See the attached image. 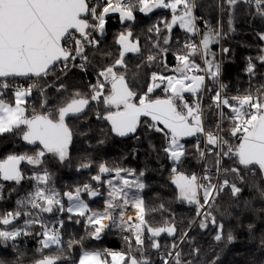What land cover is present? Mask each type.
Returning <instances> with one entry per match:
<instances>
[{"label": "snow or ice", "instance_id": "6c2138e0", "mask_svg": "<svg viewBox=\"0 0 264 264\" xmlns=\"http://www.w3.org/2000/svg\"><path fill=\"white\" fill-rule=\"evenodd\" d=\"M238 2L239 0H226L230 7ZM245 2L254 4L256 14L264 18V0ZM195 7V0H97L95 3L91 0H0V136L17 134L28 145L37 146L32 155L10 154L0 159V180L16 184H20L24 179L35 181L33 191L24 199L17 200L18 210L0 215V240H15L22 234L30 235L25 229L38 224L43 229L37 233L42 237L40 251L52 246L63 251L59 229L63 228L64 221H56L59 228L56 224L48 227L40 214L67 211L85 218L86 227L90 230L89 235L93 239H99L105 229L112 226L129 233L123 237L128 246L127 251H84L78 264H153L151 258L146 255L145 240L150 241L151 249L159 254L161 244L157 238L163 233L175 235V226L167 222L158 227L150 225L146 219L147 209L144 201L138 196L129 195L133 188L140 190L145 187L139 179L127 178L136 176L132 170L109 168L104 163L99 165L100 174H115L114 179L106 181L109 191L103 211H91L89 205L81 198L82 192L91 197L100 194L88 184L62 194L68 200V206L65 208L61 193L50 185L51 178L46 169H43L42 173L34 171L30 177H25L20 168L22 162L42 168L47 154L57 157L60 161L68 157L72 131L66 123V118L82 113L90 100L102 101L106 111L103 115L98 113L97 118L108 121L111 131L120 137L135 134L142 124L148 132L159 133L164 139L161 151L173 165L171 182L178 189L179 199L196 206V215L201 217L199 227L207 229L210 224L214 226L217 229L215 241L226 239L231 243L235 239L231 232L225 233L224 224L217 222L210 209L225 188L230 189L234 198H237L243 189L236 182L227 178L220 179L219 176L213 183L212 170L208 167H205L204 174L200 177L195 173L189 175L181 171L179 165L187 155L186 146L181 140L187 137H203V141L197 140L194 145L195 152L198 159L205 162L208 156H214L213 163L217 173L225 176L231 173L243 183V168L253 174L258 172L264 178V88L257 89L255 94L249 91L242 95H227V86L220 81L221 64L215 59V53L210 48L211 44L219 43L222 33L219 30L213 32L209 27L207 32L201 34L197 26L198 17L194 14ZM154 8L170 10L171 19H163L160 22L169 36L177 25L190 35V39L184 43L183 54H174L176 65L171 69L174 74L153 72L146 92L142 95L135 92L126 75L119 71L120 68L126 67L125 53L139 51L136 43H129L132 33L128 31L118 37L117 43L123 49L119 57L98 72L97 82L91 86L90 99L77 92L70 101L56 110L55 115L50 112L26 114L27 97L38 85L30 84L25 88L23 85L14 84L15 78L47 77L55 71L58 64L62 65L63 70L68 68L70 61H76L77 58L87 62L86 47L98 45L99 41L93 33L103 34L106 17L110 13H119L121 22H124L134 20V11L137 9L141 13H148ZM154 29L157 34L161 32L158 25L154 26ZM198 34H201V39L196 43L194 38ZM259 38L264 41V33L259 34ZM163 43L169 44L170 38L165 37ZM154 46L160 51H168L160 49L159 43ZM222 51L226 53L229 50L224 48ZM196 57L203 61V66L197 63ZM147 59L154 61L156 57L149 55ZM257 59L264 66V49ZM85 66L86 63L79 65L81 69ZM164 66L167 69V64ZM255 70L256 65L249 57L246 72L253 77ZM208 82L215 86L209 87ZM161 86L165 96L152 98L151 94ZM8 92H11L10 100L5 99ZM205 92L213 93L210 97V107L217 110L221 121L217 123L215 130L206 129L204 125L201 100ZM185 94L193 97L191 102L186 99ZM225 120L231 124L228 134L239 141L235 145L221 135V125ZM201 143L205 144L204 148H201ZM152 148L155 150V145H152ZM225 159L233 160L236 166L224 168ZM81 167L87 168L90 165L82 164ZM100 174L92 179L101 182ZM143 174L139 173L140 176ZM2 187L0 185V190ZM253 187L256 188L259 198L264 201V188L255 184ZM0 198H3L2 195ZM129 205L136 211L135 217L126 215ZM29 206L30 210L26 211ZM245 207L251 208L250 202H245ZM256 211L264 214V208ZM21 215L29 217L25 221L24 229L8 230L5 227L12 225ZM71 219L72 216L69 215V220ZM248 227L251 231L253 225L249 224ZM186 237L187 233H184L181 243ZM74 243L78 242L70 241L68 247L71 248ZM261 243L264 244V239ZM178 247L174 242L170 245L171 250L160 254L161 264H192V261L182 259V252L176 250ZM199 252L200 250L195 248L190 254L199 256ZM62 259V256L43 255L35 264H60ZM210 264H216V261L213 260Z\"/></svg>", "mask_w": 264, "mask_h": 264}, {"label": "trees", "instance_id": "16d2710c", "mask_svg": "<svg viewBox=\"0 0 264 264\" xmlns=\"http://www.w3.org/2000/svg\"><path fill=\"white\" fill-rule=\"evenodd\" d=\"M239 1L235 6L230 7L226 0H195L196 7L194 8L195 15L202 18L213 32L219 30L222 33L219 40L222 69L220 81L227 86V95L229 96L242 95L249 91L256 93L257 89L264 88V66L257 59L261 50L264 49V41L259 38V34L264 33V21L256 23L254 4L247 3L245 0ZM91 2L95 3L97 0H91ZM134 17L132 21L121 22L117 15L107 16L103 34L93 33L99 41L98 45L86 47L87 62L80 59L74 63L77 66L68 68V73L59 80L54 81L53 79L52 85L50 84L42 94L37 91L32 92L28 98L30 104H26L27 113L32 115L34 112L45 114L50 112L55 115L56 110L70 101L77 92L83 97L90 98L91 86L96 83L94 77L98 76V72L102 68L111 65L119 57L121 49L117 43L118 37L121 33L126 34L128 31L132 33L130 41L137 44L139 51L126 54L124 56L126 67L120 68L119 71L126 75L128 83L135 92L140 95L146 92L148 84L151 83L153 72L165 75L174 74L171 71L176 65L174 54H183L185 51L183 41L189 39L190 35L179 34L176 30H172L170 43H163L165 37H170L164 30V25L160 23L163 19L169 20L170 11L167 9L153 11L148 15L141 14L137 9L134 11ZM157 25L161 28L159 34L154 29V26ZM149 29L153 30L149 31ZM116 33L120 34L115 38ZM176 40L181 43L176 44ZM157 43H159L160 49L168 51L158 50L154 46ZM224 48L229 51L223 52ZM213 51L218 61L219 43L214 45ZM149 55L155 56L156 59L149 61L147 59ZM249 57L256 65V74L253 77H250L246 72ZM81 63H86L84 69L79 67ZM165 64H167V69ZM49 75L56 77L62 74L57 72L56 67L55 71ZM39 79H43V77L35 79L41 85ZM208 85L209 87L215 86L211 82H208ZM151 95L152 98H163L165 96L163 87L158 88ZM212 95L213 93L205 92L203 101L201 100L206 129H214L218 123V112L214 107H210ZM185 97L188 101L193 99L191 96ZM5 99H11V92L6 94ZM105 111L102 101L98 103L90 100L82 113L67 117L66 123L72 131L68 157L61 163L51 155L44 159L45 169L51 178L50 185L61 193L65 208H67L68 202L62 194L67 191H75L77 187L88 184L100 194L95 199H91L87 193L82 192L81 198L89 205L91 211L104 210L105 201L108 199L106 181L115 174H100L99 165L101 163L106 164L109 168L134 170L136 175L143 172L141 180L145 187L140 189L138 197L144 201L148 223L158 227L167 222L169 225H174L176 229L174 236L163 233L157 238L161 244L159 254L151 249L150 241L145 240L146 255L151 258L153 264H161L159 255L171 250L170 245L174 242L179 245L176 250L182 252V259L190 260L192 264H210L213 260L216 261V264H264V244L261 243V240L264 239V214L256 211L264 208V201L259 198L256 188L253 187L255 184L264 188V180L258 172L253 174L241 168V174L244 176L243 183L231 173L227 176L219 174L220 179L227 178L234 181L243 190L237 198H234L230 189L225 188L212 204L210 209L212 215L216 217L218 223L224 224L225 233L231 232L235 237L231 243L226 239L215 241L214 236L217 229L211 224L207 229H201L199 227L201 217L196 215V206L179 199L178 189L171 182L172 162L161 151L164 144L163 137L159 133L148 132L142 124L132 137L122 138L111 131L108 121L97 118L98 113L103 115ZM230 127L229 121H223L222 135L235 145L237 144L234 140L235 137L228 134ZM182 142L186 146L187 155L179 165V169L189 175L197 174L200 164V159L194 149L197 138L189 142ZM152 145H155V150ZM204 147L201 143V148ZM8 149H12L13 154H23L24 150L33 154L37 150V146L28 145L17 134H5L0 136V152ZM214 159V156H208L207 162L202 161V167L214 169ZM23 164L24 162L21 163L20 168ZM82 164H89L90 167L83 168ZM234 166L236 165L231 159L223 161L224 168ZM81 168L82 170H79ZM98 174L102 176L101 182L92 179ZM212 175L213 183H215L217 176L216 174ZM31 191H33L31 187L26 188L24 192H15L6 204L1 201L0 204H3L4 207L1 215L4 211L15 212L17 200L24 199ZM24 193L26 195H23ZM245 202H250L251 208H246ZM130 209H132L131 205L127 211ZM25 210H30V206ZM69 215L72 216L71 220H69ZM40 217L48 227L56 224L57 220L64 221L63 228L59 229L63 251L56 247H50L41 252V236L35 234V229L40 225L36 224L26 229L31 233L28 235V239L30 238L27 243L28 251L23 249L20 244L22 256H17L15 252L8 253L6 255L7 264H35L43 255L62 256L64 259L60 261V264H67L70 261L75 264L79 257V253L76 251L78 246L80 251H127L128 246L123 237L129 233L121 231L119 227H109L105 229L99 239H93L89 235L90 230L86 227L83 217L69 214L67 211L51 214L41 213ZM28 219V216L21 215L14 220L12 225L5 227L8 230L19 225L23 227ZM76 220L80 222L76 223ZM249 224L253 225L251 231L248 227ZM38 232L40 231L38 230ZM184 233H187V237L181 243ZM33 235H35L34 240ZM70 241L78 243H74L69 248ZM195 248L200 250L199 256L190 254Z\"/></svg>", "mask_w": 264, "mask_h": 264}, {"label": "rangeland", "instance_id": "374dc122", "mask_svg": "<svg viewBox=\"0 0 264 264\" xmlns=\"http://www.w3.org/2000/svg\"><path fill=\"white\" fill-rule=\"evenodd\" d=\"M240 2V1H239ZM153 10H156L155 8L153 9ZM152 10V11H153ZM149 13V12H148ZM148 13H142V14H148ZM112 15H114V16H118V13H110L109 15H108V17L109 16H112ZM120 33H116L115 35H114V37L116 38L118 35H119ZM129 43H132L130 40H129ZM121 46V45H120ZM121 49H122V47H121ZM123 50V49H122ZM69 71V70H68ZM68 71H66V72H64V73H62V75H60V76H56L55 77V75H48L47 77H43V79H39V82L40 83H42L41 85L39 84V89L37 90V92L38 93H40V94H42V92L51 84L52 85V83H53V79H54V81L55 80H59L61 77H63V76H65L67 73H68ZM166 75H172V73L171 74H166ZM42 78V77H41ZM97 79H98V76H96V77H94V80L97 82ZM15 81V80H14ZM13 81V83H15ZM45 82V83H44ZM96 84V83H95ZM94 85V84H93ZM161 87H163V86H161ZM49 88V87H48ZM157 90V89H156ZM91 91V90H90ZM34 92V91H33ZM42 96V95H41ZM90 96H91V92H90ZM28 98L29 97H27V103L26 104H30V102L28 101ZM90 99V98H89ZM93 102H100V101H93ZM29 106V105H28ZM25 107H26V105H25ZM26 114H28V113H26ZM28 115H30V114H28ZM181 143H183L182 141H181ZM24 153H27V154H29V155H32V153L30 154V153H28V152H26V150H24L23 151V154ZM10 154H13L12 153V149H8V150H5V151H2V152H0V159H4V158H6L8 155H10ZM48 155H51V154H47V156ZM46 156V157H47ZM51 157L52 158H54V159H57L56 161L58 162V158L57 157H54V156H52L51 155ZM45 159V158H44ZM59 162L61 163V162H63V161H60L59 160ZM170 162H172V161H170ZM43 169H45V165L43 164V166H42V168H36L35 166H32V165H28L26 162H24V164H23V166L21 167V170H22V172L24 173V175H25V177H30L32 174H33V172L34 171H41V173H42V171H43ZM56 170H58L57 168H56ZM79 170H82V168L81 169H79ZM132 171H134V170H132ZM135 172V171H134ZM49 173V172H48ZM122 175H126L125 173H122ZM115 176V175H114ZM114 176H111L110 178H108V179H114ZM128 179H130V180H132V179H139V181L142 183V180H141V176L140 175H136V176H128L127 177ZM107 179V180H108ZM35 184V181H33V180H30V179H24V180H22L21 181V183L20 184H16L15 182H12V181H2V180H0V185H2L3 187H2V190H0V195H2V197L3 198H0V203H1V201H2V203H5L6 204V202H8L11 198H12V196L15 194V192H17V193H19V192H24L25 191V189L26 188H32L33 189V185ZM107 186H108V184H107ZM108 191H109V186L107 187V195H108ZM139 193H140V190H138V189H135V188H133L131 191H130V193H129V195H132V196H138L139 195ZM23 195H26L25 193L23 194ZM22 195V196H23ZM98 196V195H97ZM97 196H95V197H91V196H89L91 199H95ZM66 200H67V197H64ZM181 200V199H180ZM183 201V200H182ZM67 202H68V200H67ZM186 203H188L187 201H185ZM202 202V201H201ZM67 206H68V203H67ZM3 210H4V207H3V204H0V215H1V213L3 212ZM18 210V209H17ZM6 211H4V213H5ZM3 213V214H4ZM46 214H49V213H46ZM70 214V213H69ZM72 215H75V214H72ZM126 215L127 216H132V217H135L136 216V211L132 208V209H130V210H128L127 212H126ZM133 215H135V216H133ZM104 223H106V221H104ZM21 224V223H20ZM16 228H21V229H24L25 228V226H21V225H19L18 227L16 226ZM9 230H11V229H9ZM26 230V229H25ZM38 230L40 231V232H42L43 230L40 228V227H37L36 229H35V234H37V232H38ZM27 231V230H26ZM33 240H34V238H35V235H33ZM41 239H42V237H40ZM28 241H30V238L28 239V235H20V236H18L15 240H8V241H3V240H0V262H3V264H7V258H6V255L8 254V253H11V252H15V254L18 256H22V252H21V248H20V244L22 245V247H23V249H25V250H27L28 251V245H27V243H28ZM52 247H56V246H52ZM2 248H5V249H7L6 251L5 250H3ZM76 251H78V256L80 257V255H82V253L84 252V251H99V250H81L80 251V247L78 246L77 248H76ZM29 253V252H28ZM39 254H41V253H39ZM72 254V253H71ZM10 255V254H9ZM79 257H78V259H77V261H76V263L75 264H78V260H79ZM67 264H73V262L72 261H70V262H68Z\"/></svg>", "mask_w": 264, "mask_h": 264}, {"label": "built area", "instance_id": "2783aa9c", "mask_svg": "<svg viewBox=\"0 0 264 264\" xmlns=\"http://www.w3.org/2000/svg\"><path fill=\"white\" fill-rule=\"evenodd\" d=\"M194 14H195V10H194ZM196 16V15H195ZM197 17V16H196ZM197 26H198V28L200 29V33H202V31H208L209 30V26L208 27H206V24H205V22H204V20L202 19V18H199L198 17V20H197ZM200 35L201 34H198L194 39H195V42H198L199 41V38H200ZM190 39V38H189ZM189 39H187V40H185V41H183V45H184V43L186 42V41H188ZM219 59H218V62L221 64V47H220V41H219ZM80 59L79 58H77V60L76 61H70L69 62V65H68V68H70L74 63H76L77 61H79ZM57 72H59V73H64L65 71H67L68 70V68H66V69H63L62 70V65H60V64H58L57 66ZM14 84H17V85H23L25 88H27L28 87V85H30V84H37L38 85V87H35V88H33L32 89V92L33 91H37L38 89H39V83L35 80V79H31V80H21V81H18L17 80V82H15ZM253 94H255V93H253ZM185 96H191L190 94H185ZM192 97V96H191ZM203 98L204 97H202V101H203ZM192 100H190L189 102H191ZM201 104H202V102H201ZM218 123H221V121H220V118L218 117ZM222 126V125H221ZM213 130H215V128L213 129ZM221 135H222V132H221ZM197 138V140H200V141H203V137H196ZM235 142L236 143H238L239 141H238V139L235 137ZM204 146H205V144L204 143H202ZM202 161L203 160H200V164H199V167H198V171H197V176L198 177H200V176H203V174H204V169L205 168H203L202 167ZM211 170H212V174H216V176H219V174L220 173H217L216 172V169L214 168V169H212V168H210ZM133 216H135V215H133ZM107 223H109L108 221H106V224Z\"/></svg>", "mask_w": 264, "mask_h": 264}, {"label": "crops", "instance_id": "0c3cea01", "mask_svg": "<svg viewBox=\"0 0 264 264\" xmlns=\"http://www.w3.org/2000/svg\"><path fill=\"white\" fill-rule=\"evenodd\" d=\"M157 10H160V9H156V10H153V11H157ZM168 10V9H167ZM153 11H151V12H153ZM170 11V10H169ZM151 12H149L148 14H150ZM142 14V13H141ZM148 14H145V15H148ZM144 15V14H143ZM118 16H119V13H118ZM171 19V13H170V17H169V20ZM255 19L257 20L256 21V23H258V22H260V21H264V18H261L259 15H257V14H255ZM172 30H176V32H178L179 34H183V35H189L188 33H186V32H184L182 29H180V27L177 25V26H175ZM204 32H207V31H204ZM204 32H202L201 34H203ZM170 38V41L172 40V37L170 36L169 37ZM200 39H201V35H200V38H199V41H200ZM199 41L198 42H196V43H199ZM181 42L179 41V40H176V44H180ZM216 43H213V44H211L210 45V48H211V51L214 53V51H213V47H214V45H215ZM196 59V61H197V63H199V64H201V66H203V61L202 60H200V58L199 57H196L195 58ZM215 59H216V57H215Z\"/></svg>", "mask_w": 264, "mask_h": 264}, {"label": "water", "instance_id": "95a60500", "mask_svg": "<svg viewBox=\"0 0 264 264\" xmlns=\"http://www.w3.org/2000/svg\"><path fill=\"white\" fill-rule=\"evenodd\" d=\"M129 40H130V38H129ZM119 45V44H118ZM119 47H120V49H121V46L119 45ZM121 51H122V49H121ZM138 51H136V52H126L125 53V55L126 54H131V53H137ZM41 78V77H40ZM31 79H37V77H17V78H15V80H18V81H21V80H31ZM80 114V113H79ZM78 115V114H77ZM142 119H144V118H142ZM109 123V122H108ZM110 124V123H109ZM110 126H111V124H110ZM134 134H129L128 136H125V137H122V138H130V137H132ZM194 138H196V137H187V138H183L181 141H185V142H189V141H192ZM263 180H264V178H263Z\"/></svg>", "mask_w": 264, "mask_h": 264}]
</instances>
